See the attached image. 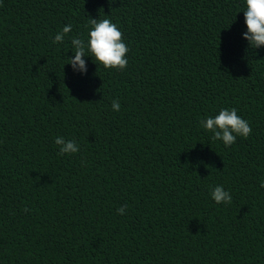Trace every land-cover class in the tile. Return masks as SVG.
Wrapping results in <instances>:
<instances>
[{
    "label": "trees",
    "instance_id": "obj_1",
    "mask_svg": "<svg viewBox=\"0 0 264 264\" xmlns=\"http://www.w3.org/2000/svg\"><path fill=\"white\" fill-rule=\"evenodd\" d=\"M245 8L0 0V264H264V47ZM91 18L123 32L124 70L68 64ZM231 108L252 132L227 147L200 121Z\"/></svg>",
    "mask_w": 264,
    "mask_h": 264
},
{
    "label": "clouds",
    "instance_id": "obj_2",
    "mask_svg": "<svg viewBox=\"0 0 264 264\" xmlns=\"http://www.w3.org/2000/svg\"><path fill=\"white\" fill-rule=\"evenodd\" d=\"M246 8L243 11L247 31L244 39L254 49L264 47V0H245ZM90 30L85 41L79 37H73L71 44L74 56L69 58V63L74 71L87 73L85 57L93 58L94 63L105 69L124 70L128 65V47L123 39V32L112 22L110 18L90 19ZM72 26H64L61 32L54 37V43H62L66 35L71 33ZM114 111L120 110V104L112 102ZM201 126L213 133L214 141H222L227 147L236 143L237 137L247 139L252 132L249 123L237 114V109H221L218 115L209 116L200 121ZM56 145L60 147V154H73L79 152V147L74 140L66 141L63 137L55 139ZM264 187V183L261 184ZM211 197L217 203L230 204L232 197L230 192L225 191L222 186H216L211 190ZM25 211H28L25 209ZM125 209L122 207L118 213L123 215Z\"/></svg>",
    "mask_w": 264,
    "mask_h": 264
}]
</instances>
